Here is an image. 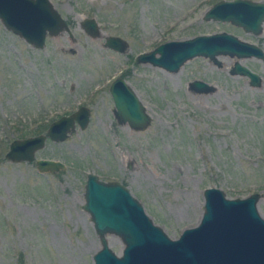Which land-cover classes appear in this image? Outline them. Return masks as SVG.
<instances>
[{
  "label": "rangeland",
  "instance_id": "obj_1",
  "mask_svg": "<svg viewBox=\"0 0 264 264\" xmlns=\"http://www.w3.org/2000/svg\"><path fill=\"white\" fill-rule=\"evenodd\" d=\"M215 1L50 0L68 30L46 34L42 47L0 23V264H92L100 245L81 206L87 172L126 185L172 238L199 220L203 187H220L226 197L264 194L261 59L217 55V64L198 55L175 72L134 59L165 40L220 30L264 52V20L253 34L228 21L202 19ZM84 17L96 20L94 36L81 25ZM109 34L123 38L125 48L104 46ZM233 58L260 76L258 85L229 73ZM116 75L144 103L150 114L145 128L115 120L108 83ZM193 78L214 87L196 92L188 86ZM78 104L88 109L83 128L75 125L61 141L46 138L30 161L4 156L11 139L44 133ZM38 157L65 166L38 171ZM262 197L256 208L264 217ZM105 238L120 254V238Z\"/></svg>",
  "mask_w": 264,
  "mask_h": 264
},
{
  "label": "water",
  "instance_id": "obj_2",
  "mask_svg": "<svg viewBox=\"0 0 264 264\" xmlns=\"http://www.w3.org/2000/svg\"><path fill=\"white\" fill-rule=\"evenodd\" d=\"M202 19L228 21L257 34L264 20V2L217 0L203 12ZM0 23L34 47L43 46L46 34L68 30L65 19L50 0H0ZM81 25L91 36L99 29L93 17H84ZM103 44L118 51L126 46L123 38L111 34L104 37ZM198 55L217 64V55L253 56L261 59L264 68V52L260 47L225 30L165 40L139 52L135 60L175 72L185 60ZM229 73L247 76L249 85H258L260 80L255 71L237 60ZM188 86L196 92L214 87L198 78L189 80ZM108 92L113 116L119 124L136 130L149 124L150 114L126 80L115 77ZM87 121L88 109L79 105L50 121L44 133L11 139L4 156L11 161H30L46 138L61 141L75 125L83 128ZM34 163L38 171L53 172L65 166L52 158H35ZM260 197L264 199V194L256 191L243 197H226L220 187L206 186L202 189L199 220L172 238L153 223L126 185L87 172L81 206L88 213L100 245L91 255L92 264H264V217L256 208ZM105 234L120 238L123 244L120 254L108 247Z\"/></svg>",
  "mask_w": 264,
  "mask_h": 264
},
{
  "label": "flooded vegetation",
  "instance_id": "obj_3",
  "mask_svg": "<svg viewBox=\"0 0 264 264\" xmlns=\"http://www.w3.org/2000/svg\"><path fill=\"white\" fill-rule=\"evenodd\" d=\"M117 76L121 77L120 75H117ZM110 82H111V81H110ZM110 82L108 83V87H109ZM73 110H74V109H68L67 111H64V112H62L61 114H59V116H60V115H63V114H68V113L72 112Z\"/></svg>",
  "mask_w": 264,
  "mask_h": 264
},
{
  "label": "bare ground",
  "instance_id": "obj_4",
  "mask_svg": "<svg viewBox=\"0 0 264 264\" xmlns=\"http://www.w3.org/2000/svg\"><path fill=\"white\" fill-rule=\"evenodd\" d=\"M230 57H235V56H230ZM237 58V57H236ZM236 58H233L232 59V61H235L236 60ZM239 59V58H238ZM232 63V62H231ZM115 238V236H113V238L112 239H114ZM110 240V239H109Z\"/></svg>",
  "mask_w": 264,
  "mask_h": 264
},
{
  "label": "trees",
  "instance_id": "obj_5",
  "mask_svg": "<svg viewBox=\"0 0 264 264\" xmlns=\"http://www.w3.org/2000/svg\"><path fill=\"white\" fill-rule=\"evenodd\" d=\"M40 125H43V127H44L45 124H40Z\"/></svg>",
  "mask_w": 264,
  "mask_h": 264
}]
</instances>
